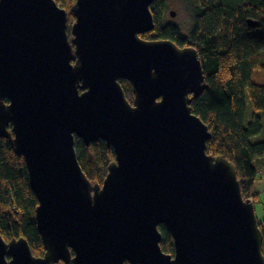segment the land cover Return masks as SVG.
<instances>
[{
  "label": "water",
  "instance_id": "95a60500",
  "mask_svg": "<svg viewBox=\"0 0 264 264\" xmlns=\"http://www.w3.org/2000/svg\"><path fill=\"white\" fill-rule=\"evenodd\" d=\"M153 1L75 0L69 38L55 0H0V136L24 159L44 246L0 235V264H264L254 204L191 109L207 87L197 50L140 36ZM75 137L112 147L101 185Z\"/></svg>",
  "mask_w": 264,
  "mask_h": 264
},
{
  "label": "trees",
  "instance_id": "16d2710c",
  "mask_svg": "<svg viewBox=\"0 0 264 264\" xmlns=\"http://www.w3.org/2000/svg\"><path fill=\"white\" fill-rule=\"evenodd\" d=\"M55 1L65 9L69 27L74 21L71 6L75 0ZM189 1L193 25L187 36L175 24L162 25L167 0L153 1L154 29L140 36L169 39L179 47L197 50L207 87L192 100L191 109L211 133L206 152L222 155L235 165L242 197L254 204V184L264 175V83L253 81L255 72L264 70V0ZM249 19L257 25L249 26ZM120 84L132 102L130 83L122 79ZM75 150L86 177L101 185L109 163L115 160L112 147L102 140L85 145L75 137ZM36 205L23 157L0 137V235L6 242L23 237L32 254L42 256L44 246L34 221ZM257 222L263 234L264 255V216L257 217ZM159 230L162 250L173 254L171 235L162 224Z\"/></svg>",
  "mask_w": 264,
  "mask_h": 264
},
{
  "label": "rangeland",
  "instance_id": "374dc122",
  "mask_svg": "<svg viewBox=\"0 0 264 264\" xmlns=\"http://www.w3.org/2000/svg\"><path fill=\"white\" fill-rule=\"evenodd\" d=\"M220 1V0H216ZM168 7L163 17V23H172L178 26L181 33L187 36L193 23L192 7L189 0H167ZM175 10V15L170 16L169 10ZM71 36V35H70ZM264 63V61H263ZM253 81L256 83H264V70L255 72ZM259 173V171L257 172ZM264 174V173H263ZM260 179L255 182L257 196L254 198L255 214L258 218L264 216V175L259 176ZM63 262V261H62ZM59 263V262H58ZM64 263V262H63Z\"/></svg>",
  "mask_w": 264,
  "mask_h": 264
},
{
  "label": "bare ground",
  "instance_id": "6f19581e",
  "mask_svg": "<svg viewBox=\"0 0 264 264\" xmlns=\"http://www.w3.org/2000/svg\"><path fill=\"white\" fill-rule=\"evenodd\" d=\"M171 10H173V9H171ZM176 13V12H175ZM66 16H67V14H66ZM74 20H75V17H74ZM74 22V21H73ZM166 23H163L162 22V25H165ZM192 25H193V23H192ZM71 26V25H70ZM70 26L68 27V35H69V38H71L72 37V35H71V33H70ZM71 35V36H70ZM155 40V39H154ZM191 47V46H190ZM132 89V88H131ZM133 94V93H132ZM133 100V99H132ZM130 102V101H129ZM7 130L8 131H10L11 132V129H8V126H7ZM3 138H5V137H3ZM7 139V138H6ZM8 140V139H7ZM9 141V140H8ZM10 143V142H9ZM11 145V144H10ZM13 148V147H12ZM14 151V150H13ZM28 179V178H27ZM29 184V183H28ZM38 204V203H37ZM37 206V205H36Z\"/></svg>",
  "mask_w": 264,
  "mask_h": 264
},
{
  "label": "flooded vegetation",
  "instance_id": "af4514ba",
  "mask_svg": "<svg viewBox=\"0 0 264 264\" xmlns=\"http://www.w3.org/2000/svg\"><path fill=\"white\" fill-rule=\"evenodd\" d=\"M4 101H5L6 104L8 103V101H7L6 99H5ZM8 129H11V124L8 125ZM0 137H1V136H0ZM2 138H3V137H2Z\"/></svg>",
  "mask_w": 264,
  "mask_h": 264
}]
</instances>
